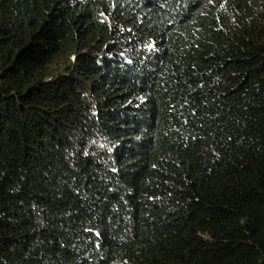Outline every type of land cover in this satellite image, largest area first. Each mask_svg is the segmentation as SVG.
Here are the masks:
<instances>
[{
  "label": "trees",
  "instance_id": "obj_1",
  "mask_svg": "<svg viewBox=\"0 0 264 264\" xmlns=\"http://www.w3.org/2000/svg\"><path fill=\"white\" fill-rule=\"evenodd\" d=\"M0 264H264V0H0Z\"/></svg>",
  "mask_w": 264,
  "mask_h": 264
}]
</instances>
